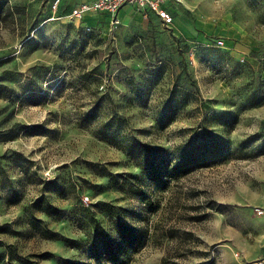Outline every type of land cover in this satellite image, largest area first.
<instances>
[{"label": "rangeland", "instance_id": "rangeland-1", "mask_svg": "<svg viewBox=\"0 0 264 264\" xmlns=\"http://www.w3.org/2000/svg\"><path fill=\"white\" fill-rule=\"evenodd\" d=\"M50 2L0 0V226L11 230L0 232V251L10 246L17 256L8 264H58L61 257L97 264L87 247L42 230L86 242L93 233L86 213L100 201L117 205L123 219L146 231L128 264L259 259L264 214L254 209L264 208V0H173L171 25L150 19L141 29V21L128 18L107 32L90 17L57 18L67 11L53 14ZM172 91L180 104L166 124L161 113ZM97 107L103 118L122 117L128 132L168 150L201 127L233 146L252 142L224 163L169 177L164 189L148 181L144 201L107 175L141 169L87 121L86 112ZM205 112L229 114L217 121ZM43 194L64 210L61 218L35 206ZM96 217L112 230L109 213Z\"/></svg>", "mask_w": 264, "mask_h": 264}, {"label": "trees", "instance_id": "trees-1", "mask_svg": "<svg viewBox=\"0 0 264 264\" xmlns=\"http://www.w3.org/2000/svg\"><path fill=\"white\" fill-rule=\"evenodd\" d=\"M51 7V2H50ZM174 15V11H172ZM186 103L187 98L183 99ZM261 102H255L258 104ZM180 104L178 92L172 91L170 97L165 102L164 111L161 113V119L166 124L172 123L175 119L177 106ZM186 105V104H185ZM206 117L221 121L229 113H218ZM86 118L89 123L99 124L98 135L117 146H119L128 156L132 158L135 165L141 169L140 174H118L106 172L111 179L126 190L131 196L139 197L144 201H150L147 197L145 184L148 181H154L163 189L169 183V177H178L186 175L198 168L211 167L213 165L224 163L240 153L244 146L252 141L249 139L247 145L238 144L233 146L229 140L216 135L207 127H201L202 131L197 132L188 140L177 144L172 150L164 147L150 145L148 142L139 139L136 135L126 130V121L122 117L110 116L103 118L102 107H97L86 112ZM122 180H121V179ZM59 184L55 185V190L59 189ZM38 210L46 215L61 218L64 210L50 201L47 194L41 195L35 202ZM96 211L106 212L111 215L112 230L105 231L104 227L96 217V211L91 210L88 214L90 223L93 226L91 237L83 242L81 240L64 238L60 234L43 229L44 235L48 238L64 240L68 245L74 247H87L91 251V256L96 259L97 264H128L129 255L137 252L142 246L146 231L144 228L131 224L120 216L119 207L111 202L100 201L95 204ZM11 231L9 226L1 225L0 232ZM10 253V255H9ZM16 252L10 246L6 251H0V264H8L9 260L17 258ZM54 257L53 253L45 254ZM58 264H83L69 258H58ZM28 264L27 262H25Z\"/></svg>", "mask_w": 264, "mask_h": 264}, {"label": "built area", "instance_id": "built-area-1", "mask_svg": "<svg viewBox=\"0 0 264 264\" xmlns=\"http://www.w3.org/2000/svg\"><path fill=\"white\" fill-rule=\"evenodd\" d=\"M173 0H93L85 1L74 7L68 14H63L57 18H67L70 20L83 21L85 16L90 13H106L111 18V23L115 27L121 23L118 17L119 11L126 5H131L135 9L139 10L144 18H148L150 14H155L165 25H171L175 21V17L172 14ZM180 1V0H179ZM61 6V0L51 1V10L53 14L59 12ZM219 44L223 45L224 41L219 40ZM105 87L104 85L101 86ZM88 197L84 198V202L87 204ZM255 213L257 215L264 214V208L255 207ZM249 264H264V255Z\"/></svg>", "mask_w": 264, "mask_h": 264}, {"label": "crops", "instance_id": "crops-1", "mask_svg": "<svg viewBox=\"0 0 264 264\" xmlns=\"http://www.w3.org/2000/svg\"><path fill=\"white\" fill-rule=\"evenodd\" d=\"M52 1V0H51ZM85 1H93V0H61V6H60V11L63 9V10H65L66 9V11L67 12H62V13H64V14H68L69 12H71V10L74 8V7H76V6H78L79 4H81L82 2H85ZM173 7V6H172ZM87 17H90V18H92L93 19V21H94V27L95 26H97V25H99L100 27H102L103 28V32H107L109 29H111L112 27H115L114 25H112V23H111V18H110V16L108 15V14H106V13H97V14H94V13H90V14H87L86 16H85V18H84V20L87 18ZM118 17L120 18V20H121V23L120 24H123V22L125 21V20H127L128 18H130V22L131 23H133V21L134 20H138V21H141V29H144V28H146V29H148L149 27H150V22H151V20L150 19H152V20H160L158 17H157V15H155V14H150V16L148 17V18H144L143 17V15H142V13L139 11V10H137V9H135L133 6H131V5H126V6H124L120 11H119V13H118ZM83 20V21H84ZM175 20H176V18H175ZM161 21V20H160ZM119 26V25H118ZM117 27V26H116ZM138 29H139V27H138ZM174 29H178L177 28V25L176 26H174ZM182 29V28H181ZM179 31V33H183L184 32V30L182 29V30H178ZM187 32H189V31H187ZM243 42V45H244V47H249L248 46V42H245V40H243L242 41ZM263 255H264V253H263ZM263 255H261L260 256V258L263 256Z\"/></svg>", "mask_w": 264, "mask_h": 264}]
</instances>
